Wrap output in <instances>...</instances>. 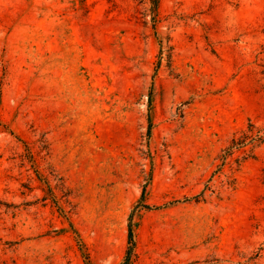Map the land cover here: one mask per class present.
<instances>
[{
    "label": "rangeland",
    "instance_id": "374dc122",
    "mask_svg": "<svg viewBox=\"0 0 264 264\" xmlns=\"http://www.w3.org/2000/svg\"><path fill=\"white\" fill-rule=\"evenodd\" d=\"M0 264H264V0H0Z\"/></svg>",
    "mask_w": 264,
    "mask_h": 264
},
{
    "label": "trees",
    "instance_id": "16d2710c",
    "mask_svg": "<svg viewBox=\"0 0 264 264\" xmlns=\"http://www.w3.org/2000/svg\"><path fill=\"white\" fill-rule=\"evenodd\" d=\"M152 1L154 3L155 10H156L157 5H158V0H152ZM255 130H257V127L254 124L250 123L247 131L243 132V135L238 136V137H233L231 140V143L228 146V148L226 149V151H225L226 153L223 157H226L227 155H229L230 152L234 148H239V147L243 146L247 138L255 139L254 137H256L257 140L263 139V136L261 134H255ZM142 203H144V202H143V199L141 198L140 205L144 208L150 207L148 204H142ZM133 236H134V234H133V230H132V225L130 223L129 224V230H128V242L130 244V247L128 248L127 253H126L127 254V260L130 256V253H131V248L133 245Z\"/></svg>",
    "mask_w": 264,
    "mask_h": 264
}]
</instances>
